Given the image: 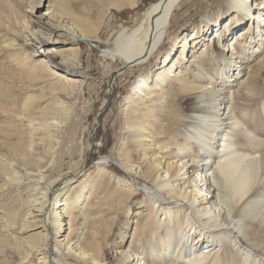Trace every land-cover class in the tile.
<instances>
[{"label":"bare ground","instance_id":"1","mask_svg":"<svg viewBox=\"0 0 264 264\" xmlns=\"http://www.w3.org/2000/svg\"><path fill=\"white\" fill-rule=\"evenodd\" d=\"M73 1L38 0L45 9L35 22L48 30L42 42L61 47H53L55 55L49 59L44 53L33 55L37 60L31 59L28 65L27 95L20 115L29 124L17 126L14 138L7 134L0 139V150L4 151L0 152L2 186L20 184L25 175L35 180L26 201L13 209V220L5 225L10 229L18 225L20 234L33 230L32 235L40 236L41 240L31 246L21 242L24 252L35 256V264H239L235 259L230 261L234 249L242 250L240 264H249L253 250L234 229L241 230L246 217L255 219L264 212V132L252 129L264 125V57L251 66L247 78L240 70L229 80L236 90H211L216 78L209 75L214 68L218 70L214 64L226 62L228 50L233 53L240 48L249 33L244 27L248 22L257 21L258 36L264 40V0H227L226 9L205 15L181 40L174 37L156 71L141 74L131 87L121 107L122 130L127 135L115 154L127 173L148 182L144 198L134 204L128 202L138 194L132 182L114 174L104 161L99 162L95 175L74 186L72 175L64 168L68 163L69 169L77 164L76 158L72 160L76 154L72 136L78 132L77 106L87 94V83L79 72L83 64L81 42L100 39L112 10L135 7L138 0H80L84 3L78 11ZM182 1L156 0L136 29L119 33L115 48L104 50L120 61L118 73L141 67L157 55L176 25L174 16ZM226 34L237 37L227 46L216 45ZM251 40H245L244 52L249 51ZM211 44L210 53L207 45ZM208 96L218 103L208 104ZM258 103L263 108L257 113L242 114ZM187 125L191 129L180 133ZM220 140L223 148L217 149L219 159L214 162L209 151ZM169 145L176 148L168 150ZM174 153L177 161L171 159ZM194 162L213 168V172H196L199 166ZM57 166L63 169L56 172ZM50 174L56 178L47 184ZM216 177L222 183L212 188L211 179L216 183ZM60 179H64V186L50 188ZM116 181L124 185L117 186ZM114 194H118L119 213L116 209L108 212L114 206L107 208L104 201ZM214 196L216 202L211 201ZM34 209L42 211L44 217L34 220ZM120 211L124 212L122 224L116 228L121 240L109 239L110 231L106 232L100 221L105 217L106 224L114 227ZM237 215L240 218L232 225L230 219ZM161 227L165 234L158 231ZM126 234L130 241L124 240ZM187 236L191 247L210 238L218 243L217 249L212 244L197 255H185L182 240ZM51 240L59 257L50 256ZM143 242L148 244L139 257L136 249Z\"/></svg>","mask_w":264,"mask_h":264},{"label":"rangeland","instance_id":"2","mask_svg":"<svg viewBox=\"0 0 264 264\" xmlns=\"http://www.w3.org/2000/svg\"><path fill=\"white\" fill-rule=\"evenodd\" d=\"M155 1L156 0H138L135 7L126 6L121 11L113 9L112 14H110L111 17H107V20L110 22L101 32V38L94 40V42H90V44L88 42H81L80 57L83 64L79 68V72L87 83V94L81 99L77 106L76 114L78 117L77 120H75V127L76 130L78 129V132L76 135L72 136L76 152L72 160L76 158L77 164L73 169H69L71 163H68L67 167L64 168V170L70 172L69 174L72 175L70 176V181H73L71 185L74 186L80 182L82 178L95 175L98 171L100 161H104L109 170V167L116 165L124 172V175H119L112 167L111 171H113L114 174L131 181L136 192H138L136 197L129 198L128 202L130 204H134L135 201L138 202L144 198L146 193V183L148 184V182L136 174L127 173L118 159L117 154H115L118 146L122 144L121 142H123L124 137L127 135V133L125 134L124 130H122L121 123V119H123L121 107L124 104V99H127L131 87L141 74L147 71H156L163 58L162 54L168 50L174 37L177 38V41L181 40L183 34L199 23L205 15L217 10L222 11V9H226L227 4V0H183L174 16V18H176V25L170 31V34L166 38L165 43L160 48L157 55L141 67L123 69L122 73H118L116 70L120 65V61L105 54L104 50L115 48V38L124 29L129 33L136 29L142 22L148 7ZM83 3L84 1L80 0L73 1L74 9L77 11L81 10L80 7H82ZM44 9L45 7L43 4H39L38 0H0V139L4 137L3 135L7 134L10 138H14L13 136H16V134H14L13 131L18 129L16 128L17 126H27L29 124V120H21L20 115H23L22 113L24 111L22 104L27 95V89L24 84H27L28 81V65H31V59H34V61L37 60V57H33V55L36 52L44 53L49 59V57L51 58V56L55 55L52 50L53 47H61V44H54V42H42L43 39L41 38L47 37L46 33L48 30L45 25L41 23L37 24L35 21L38 19L37 16L44 12ZM92 12L93 14L96 13L95 10ZM256 26V20H252L244 26L246 30L249 29V33L244 39L249 42L251 36L255 37V39L253 37L251 40L252 43L249 51H243V47L247 44L246 41L243 40L240 48L233 51V53L232 49L229 47L230 50H228L226 62L222 63L219 61L222 63L221 66L214 64V67H218V70L214 68L210 71L209 76H214L216 78L214 83L210 85L212 86V88H210L211 90H214L215 88L216 90L225 89V87L227 89L232 87V90H236V86H230V83L233 84V82L229 80L234 79L240 70V75L244 74L243 78H247L252 69L251 66L264 57V40H260L261 37L258 36ZM244 27L240 29L244 30ZM37 29H41L44 32L40 33ZM240 29L238 28L235 31ZM236 34H226V37L224 36V38H222L216 45L221 47L224 45L227 46L229 42L236 39ZM53 37V39H59L57 36ZM212 45L213 44L207 45L208 50L210 48V53L212 52ZM241 50L243 51L242 54ZM191 55L197 56L198 54L196 52H191ZM192 59L193 58H191V60ZM185 63L186 65L189 64L187 61H185ZM179 70L180 67L176 72ZM233 73H235V75L230 79L228 76L233 75ZM235 83L236 82H234V84ZM208 97L211 99L208 104L218 103L213 96ZM263 105L261 106V104L258 103L256 106L249 108V110H246L245 113L242 114L248 116L254 115L257 111L263 108ZM211 111L217 112L218 110ZM222 112H224V109L220 111V113ZM100 113L101 115L98 117ZM226 115L227 113L223 117L225 118ZM190 129L191 127L187 125L186 128L181 127L179 132L183 133L185 130ZM252 129L257 133L264 132V125L253 126ZM235 138L239 139V136L236 135ZM221 143H223L221 140L216 142L214 149L209 151L213 158L212 161L214 162L219 159L216 152L217 149L223 148ZM192 146L194 149L195 147L196 149L199 148L196 143ZM172 147L174 149L176 148L175 145H169L168 150ZM204 151L205 150L201 152ZM0 152L4 151L0 150ZM112 153H114V155H112ZM172 156L173 158L171 159L174 161L179 159L176 153ZM193 165L195 167L197 165L199 166L197 167L198 169L196 172H206L208 170L210 173L213 172V168L209 169V166H206L205 164L201 163L199 165V163L194 162ZM214 166L215 165H213V167ZM17 168L22 172H25L24 169ZM61 169H63L62 166H57L56 172ZM64 172L65 171H63V173ZM196 172L195 175L197 174ZM129 174L133 176V179ZM53 175L54 174H50L47 177V184L53 180L52 178H56V174ZM215 179L216 183L211 179V184H213L212 188H218L216 184L222 183V181L219 180V177H216ZM34 182L35 180L32 175H25L20 184L9 185L6 187L2 186V181L0 180V264H35L36 262L35 256L31 254L27 255V253L24 252L23 244L21 242L31 246L34 245V243L37 244L41 240L40 236L32 235L34 232L33 230H24L20 234L18 225H16L17 227H13L10 224L13 229L8 227L10 220H13V209L19 208L21 204L26 201L29 192L28 189H31ZM47 184H44V186L46 187ZM64 184V179H60L53 182L50 188L56 190L64 186ZM121 184L122 183L116 181L117 186L121 187ZM113 189H117L116 186H114ZM261 195H264V189ZM117 196L118 194H114L112 198L105 197L104 201L107 204V208L114 206V208L109 209L108 212H114V209H118L116 201ZM216 198L217 197L214 196L211 201L216 202ZM131 208V210L135 209L134 207ZM255 210L256 209L253 211ZM33 211L32 218L34 220H40L44 217L42 211L38 209H34ZM117 212L119 213V210H117ZM226 214L224 213L223 215ZM123 215L124 212L120 211L119 219L116 221L114 227L106 224L105 217L101 219L100 223L104 224L106 232L110 231L107 238H116L118 241L121 240L117 228L122 224L121 219L123 218ZM233 218L234 219H230V221L232 225H236L237 219L240 218V215H237L236 217L234 216ZM5 223L8 226H6ZM243 223L244 225L240 228L241 230L235 228L234 231L235 233L242 235L244 245L253 250L250 252L248 263L264 264V212L255 219L253 217H246L243 220ZM130 228L131 227H129L128 230ZM113 231H115L114 234L112 233ZM158 231L162 234L166 233L164 227H161ZM16 235H19V237L16 238ZM124 240L130 241L128 235L124 237ZM182 243L185 245V255H190L192 253L197 255L200 249L207 250L209 248L208 246L212 244H214L212 247H215V249H217L218 246V243L216 244L209 238L204 240V242L203 240L199 243L197 242L191 247V239L189 240L188 236L185 237V239L183 238ZM147 244V242H143L141 243L140 248L136 249L137 252H139V257L143 256L142 252L144 253V250L142 249H144ZM52 245L53 241L51 240L49 247L50 256L59 257L55 251V246ZM246 250L247 249H244L243 252ZM114 254H116V252H114ZM160 257L163 259V256ZM231 257L233 258L230 259V261L233 262L237 260L239 264L242 263V250H232ZM166 260L168 261L169 259Z\"/></svg>","mask_w":264,"mask_h":264},{"label":"trees","instance_id":"3","mask_svg":"<svg viewBox=\"0 0 264 264\" xmlns=\"http://www.w3.org/2000/svg\"><path fill=\"white\" fill-rule=\"evenodd\" d=\"M113 169H114V171L116 172V173H118L119 175H124V172L120 169V168H118L116 165H112L111 166Z\"/></svg>","mask_w":264,"mask_h":264},{"label":"water","instance_id":"4","mask_svg":"<svg viewBox=\"0 0 264 264\" xmlns=\"http://www.w3.org/2000/svg\"><path fill=\"white\" fill-rule=\"evenodd\" d=\"M100 115H101V113H100ZM100 115H99V116H100Z\"/></svg>","mask_w":264,"mask_h":264}]
</instances>
